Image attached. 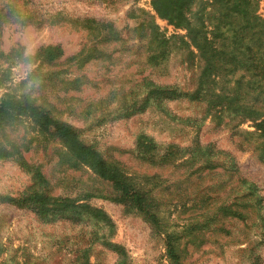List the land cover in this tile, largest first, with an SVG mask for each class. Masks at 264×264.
Returning a JSON list of instances; mask_svg holds the SVG:
<instances>
[{"label":"rangeland","instance_id":"1","mask_svg":"<svg viewBox=\"0 0 264 264\" xmlns=\"http://www.w3.org/2000/svg\"><path fill=\"white\" fill-rule=\"evenodd\" d=\"M154 1L164 5V0H0V95L29 94L56 119L78 129L85 144L150 190L158 219L154 223L114 200L117 192L111 183L82 162L74 163L58 138L41 134L23 119L0 130L10 151L0 155V197L16 198L34 185L23 158L47 177L51 195H90L80 203L104 212L112 227L107 230L86 216L80 221L42 219L0 203V264H116L117 255L99 242L104 233L125 249L128 264H169L167 235L176 238L182 264H264L263 139L254 133L255 122L245 120L234 129L242 118L238 123L201 119L204 104L187 97L149 98L145 104L147 81L192 92L197 78V59L178 50V38L171 39L167 59L149 60L153 38L138 27L142 10L155 16L167 38L186 34L157 15ZM258 14L264 18V0ZM85 18L114 22L121 40L103 42L104 34L85 26ZM55 45L64 51L56 65L42 64L40 57L26 60ZM19 47L23 57H6ZM95 51L104 54L97 52L98 58L83 64L71 59ZM196 117L201 121L194 123ZM142 134L157 146L185 147L199 138L223 153L213 158L216 166L211 169L191 166L178 155L150 162L138 147ZM233 164L237 171L230 172ZM245 179L256 184L263 200L260 205L251 198L239 201L235 208L246 217L231 218L224 211L234 195L231 188L248 192Z\"/></svg>","mask_w":264,"mask_h":264},{"label":"trees","instance_id":"2","mask_svg":"<svg viewBox=\"0 0 264 264\" xmlns=\"http://www.w3.org/2000/svg\"><path fill=\"white\" fill-rule=\"evenodd\" d=\"M259 4L260 0H164V5L158 7L154 1L153 8L158 16L168 19L177 28L186 30L185 35L178 34L170 38L160 31L155 23V16L142 10L144 16L138 27L145 32L144 35L149 34L153 38L150 40V43L153 42L149 55L151 62L155 63L168 58L171 52L169 44L173 38H178V50L183 52L187 50L188 52L185 53L188 56L191 55L197 59L194 91L181 92L179 87L177 91L173 85H159L147 81L150 91L145 97V104L150 103L151 100H179L187 97L189 100L204 104L201 119L210 117L219 122L228 119L229 122L237 121L238 123V120L242 118L233 127L234 129L245 120L254 121L256 128L254 133L263 139L260 149L264 155V18L258 14ZM83 22L93 32L98 30V36L104 34L103 42L121 40V32L112 21L85 18ZM187 47L193 50H188ZM97 52L104 54L103 51L86 55L80 52L71 59H78V63L83 64L98 58ZM14 54L19 55L20 58L23 57L22 47L10 51L6 57ZM63 54L64 51L60 45L46 46L40 48L34 56H26V60L40 57V63L56 65L55 61ZM23 119H27L41 134L58 138L64 145L66 154H69L74 163L82 162L98 177L111 183L117 192L114 200L123 203L128 209L145 215L154 223L158 221L152 208L153 198L150 190L136 183L131 175L107 161L92 145L85 144L80 138L78 129L56 119L49 108L38 104L29 94L17 95L10 92L0 95V130L18 125ZM201 119L196 117L193 121L197 123ZM137 141L143 157L149 155L150 162L156 157L159 163L178 155L179 158H185L182 162L186 161L200 169L214 168L216 165L213 163V158L223 153L211 144L203 145L199 138H196L192 145L185 147L174 143L157 146L152 138L143 134ZM160 151H162L161 154ZM9 153L10 151L4 148L0 140V155L8 156ZM20 160L24 168L32 172L34 185L27 193L16 198L0 197V203L30 210L42 219L59 216L70 221H80L83 216H86L97 223H102L107 230L112 227V223L104 212L86 203H80L90 195L85 197L80 195L77 198L53 196L48 189L49 181L41 170L25 162L23 158ZM231 160L234 159L231 158ZM231 168H229L230 172L237 171L236 164H233ZM242 183L247 184L248 192L242 194L239 189L232 187L231 195H234L231 202L224 208L227 216L231 218L246 217V213L235 208L239 201L251 198L260 205L263 200L257 193L255 183L246 179L242 180ZM174 239L176 238L167 235L166 254L169 264H182L181 255L173 243ZM99 242L117 255L116 264H128L125 249L113 243L106 233Z\"/></svg>","mask_w":264,"mask_h":264}]
</instances>
